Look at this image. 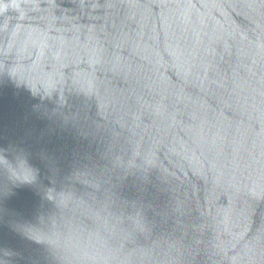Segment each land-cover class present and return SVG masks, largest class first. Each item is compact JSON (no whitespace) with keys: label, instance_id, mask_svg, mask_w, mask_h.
<instances>
[{"label":"water","instance_id":"95a60500","mask_svg":"<svg viewBox=\"0 0 264 264\" xmlns=\"http://www.w3.org/2000/svg\"><path fill=\"white\" fill-rule=\"evenodd\" d=\"M0 223V264H264V0H0Z\"/></svg>","mask_w":264,"mask_h":264},{"label":"clouds","instance_id":"9594fccd","mask_svg":"<svg viewBox=\"0 0 264 264\" xmlns=\"http://www.w3.org/2000/svg\"><path fill=\"white\" fill-rule=\"evenodd\" d=\"M14 194H15V191L13 194L10 195V197L13 196ZM0 224H2V223H0ZM87 255H88V253H86V252H82L80 250H73L71 253V256L69 258V264H71V262L73 260H82L85 257H87Z\"/></svg>","mask_w":264,"mask_h":264}]
</instances>
